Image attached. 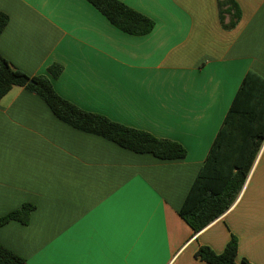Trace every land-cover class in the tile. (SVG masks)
<instances>
[{"label": "crops", "instance_id": "0c3cea01", "mask_svg": "<svg viewBox=\"0 0 264 264\" xmlns=\"http://www.w3.org/2000/svg\"><path fill=\"white\" fill-rule=\"evenodd\" d=\"M122 1L153 20L150 34H126L87 0H0V54L81 110L177 142L186 157L78 131L13 87L0 101V218L35 209L0 227V243L27 264H208L198 249L220 254L234 236L238 262L264 264V142L224 215L195 234L179 214L246 74L264 78V0H235L242 18L230 31L219 0Z\"/></svg>", "mask_w": 264, "mask_h": 264}, {"label": "trees", "instance_id": "16d2710c", "mask_svg": "<svg viewBox=\"0 0 264 264\" xmlns=\"http://www.w3.org/2000/svg\"><path fill=\"white\" fill-rule=\"evenodd\" d=\"M118 29L133 36L150 34L155 23L148 16L127 6L122 0H87ZM235 0H219L221 26L230 31L241 21ZM8 15L0 13V36L8 23ZM229 17V22L227 18ZM49 73L59 77L62 68L49 67ZM33 92L49 105L55 117L89 134L98 135L123 149L152 154L160 160L183 159L185 147L151 133L111 121L97 113L81 110L60 97L47 76H30L14 69L0 54V101L13 88ZM264 142V78L248 71L222 126L215 137L196 180L182 204L179 214L195 234L218 220L235 204L246 183ZM35 207L29 203L0 218V227L17 221L27 224ZM239 242L232 236L225 250L217 254L202 245L195 257L208 264H253L247 259L237 261ZM0 264H27L26 260L0 243Z\"/></svg>", "mask_w": 264, "mask_h": 264}]
</instances>
